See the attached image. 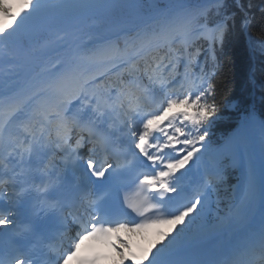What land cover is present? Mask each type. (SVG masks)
I'll return each mask as SVG.
<instances>
[{
    "label": "snow or ice",
    "instance_id": "6c2138e0",
    "mask_svg": "<svg viewBox=\"0 0 264 264\" xmlns=\"http://www.w3.org/2000/svg\"><path fill=\"white\" fill-rule=\"evenodd\" d=\"M224 2L210 0L217 14ZM13 3L18 5V10H13ZM138 7L140 0L130 3L0 0V90L5 65L9 80L16 79L15 71L23 66L21 60L37 44L48 50L63 51L67 57L53 65L47 77L28 82L36 89L31 95L24 97L22 90H17L7 101L0 96V113L6 116L0 124V145L4 129L18 123L28 139L16 144L8 156L22 162L26 156L31 157L34 146H53V138L45 136V131L52 128L54 147L64 154L66 179L71 182L79 179L97 189L94 193L81 189L80 200L86 205L87 215L73 219L77 231L66 253L33 259L14 244L17 251L7 259L0 248V264H101L103 257L95 248L82 257L81 250L88 242L110 249L120 258L119 264H202L187 259L186 253L194 242L205 238L204 213L208 201L200 195L191 196L188 189L193 185L198 186L197 191L210 188L213 180L220 178V169L214 162H219L221 153L214 151L209 141V127L219 108L215 102V85L205 72L206 60L198 61L202 55L199 48L189 49H193L196 39L202 38L215 60L214 49L223 47L227 25L220 22L211 29L200 25L199 17L208 11L205 8L172 18L160 11L149 17L138 16L139 30L133 40L137 55L131 63L124 60L121 48L105 32L117 23L126 22L122 13ZM84 37L98 39L100 46L89 53L80 43ZM118 60L130 63L125 71L133 79L121 84L113 98L111 92L106 95L96 91L97 87H104L103 76L107 73L94 75L90 69L113 64L120 67ZM180 68L183 71H178ZM211 75L215 76V72ZM88 97H91L88 107L95 117L92 123L101 119L118 120L117 131L125 141L117 153L110 154L112 162L106 159L102 165L92 159L95 149L90 150L87 162L80 164L77 150L83 147V137L76 141L75 148L68 149L72 130H84L69 106ZM254 120L250 115L245 127ZM38 125L34 133L32 129ZM260 127L264 131V122ZM88 132V142H95V133L91 129ZM243 143L238 138L229 151L242 158ZM8 170L0 158V202L7 194L2 185L8 181L2 177ZM94 181L103 183L96 185ZM125 181L128 183L121 187ZM56 187L50 182L43 191ZM133 189L134 196L124 195L121 200L122 192ZM257 201L261 209L258 230L241 238L211 264H264V173L260 170L257 175L250 167L238 203L226 221H239ZM49 210L55 216L63 213L57 197L51 199ZM9 215L0 208V229L12 227ZM160 228L168 230L157 233L156 243L142 257H137L120 235Z\"/></svg>",
    "mask_w": 264,
    "mask_h": 264
},
{
    "label": "trees",
    "instance_id": "16d2710c",
    "mask_svg": "<svg viewBox=\"0 0 264 264\" xmlns=\"http://www.w3.org/2000/svg\"><path fill=\"white\" fill-rule=\"evenodd\" d=\"M204 1L207 0H140V7L122 13L126 22L117 23L112 28L137 24L138 16H152L173 3L202 4ZM130 2L128 0L125 3ZM199 9L201 8L193 5L182 11H169L167 18L184 12L196 13ZM205 9L208 11L199 17V24H206L208 29L214 28L220 22L227 25L223 47L214 49L215 60L207 52L208 43L202 38L195 40L191 49H200V58L206 60V74L215 85V102L219 111L209 127V141L215 150L226 143L241 122L248 120L250 115L264 122V0H239V5L237 0H225L219 14L211 5ZM154 24L158 27L156 22ZM134 36L135 34L117 38L116 43L123 55L136 50L133 45ZM98 47L84 46L89 53ZM40 48V44H37L27 55L35 61L41 59L38 55ZM65 56L66 54L55 56V64L63 62ZM212 72H215V76L211 75ZM118 82L116 79L112 81L115 85ZM223 175L224 178L216 188L215 197L219 216L229 210L233 202L232 192L237 184V172L228 165H223ZM208 221L213 223L214 218Z\"/></svg>",
    "mask_w": 264,
    "mask_h": 264
},
{
    "label": "bare ground",
    "instance_id": "6f19581e",
    "mask_svg": "<svg viewBox=\"0 0 264 264\" xmlns=\"http://www.w3.org/2000/svg\"><path fill=\"white\" fill-rule=\"evenodd\" d=\"M122 0H116V2H121ZM16 11V10H14ZM23 63V62H22ZM21 63V64H22ZM39 63L36 64H28L26 67L28 68H39ZM24 66V65H23ZM51 68H47L44 73L40 76L39 80H42L43 78L47 77L49 74V70ZM96 71V70H95ZM183 71V69H182ZM16 79L14 80H9L8 78V71H7V64L5 65V71H4V81L2 85V90H0V96L9 97L11 96L15 91L21 90L22 88H25L27 86V77L25 76V72L19 68L15 71ZM103 75V74H101ZM21 94L26 97L25 93L21 91ZM86 103L85 105H82V103ZM90 100L89 98L83 100L82 102L79 103H74L69 106V111L72 112L73 114L82 112V113H87V114H93L91 111V108L88 107ZM2 116V117H1ZM6 120V116L3 114L0 115V124H2ZM102 124H108L111 125L112 128H118L117 127V122L110 121L108 119H101L100 120ZM9 128H13L12 131L6 132L4 129V134H3V141H2V146L0 147V157H4V153L8 151V148H13L18 144L21 139H19L16 135L18 132V127L19 124H13L8 126ZM6 127V130L8 129ZM243 128V127H242ZM244 132L238 131L234 135H232L228 142L233 144L238 138L244 140L243 147L248 148L249 145L246 144L247 135L244 136ZM262 140H264V133H258L256 134V152H257V157L259 159V163L263 165L264 168V143H262ZM8 158V161H11L9 156H5ZM108 160H111L108 158ZM237 167L242 170V175H243V180L245 181L246 176L248 174L249 168H253L252 166V158H248L246 154L243 155V157H239L237 159ZM254 169V168H253ZM197 179L200 178L199 172H196ZM202 190L207 191V188H204ZM239 200V199H238ZM238 201L236 202V204ZM235 204V205H236ZM264 207V205H262ZM260 205L259 202L257 201L255 205L253 206L252 210L246 214L244 217H242L239 221L236 223H231L228 221H224L220 223L217 227L215 228H205V238L196 241L193 243V247H200L202 245H209L208 250L210 249H219L220 246H226L229 245V249L236 245V243L246 235H253V231H257L260 223H261V215H260ZM243 229H246L247 231H243ZM121 235V234H120ZM133 235V234H132ZM125 240V239H124ZM127 243L132 248L133 253L137 257H142L144 252L150 248L151 246L149 245V242L146 243V240H143L142 242L136 239V237H131L129 240H125ZM92 244V243H90ZM95 244H93L94 246ZM98 249L104 250L102 247L95 245ZM88 248V243L84 246V252L89 253ZM105 251L113 255L114 252H112L110 249L105 248ZM120 261V258L116 256L115 258H111V261L109 264H119L118 262ZM73 263V262H72Z\"/></svg>",
    "mask_w": 264,
    "mask_h": 264
},
{
    "label": "rangeland",
    "instance_id": "374dc122",
    "mask_svg": "<svg viewBox=\"0 0 264 264\" xmlns=\"http://www.w3.org/2000/svg\"><path fill=\"white\" fill-rule=\"evenodd\" d=\"M128 0H122L121 3H125L127 2ZM13 7V10H18V5L13 3L11 5ZM179 15V14H177ZM153 16V15H152ZM137 26H139L138 24H134L132 26H125V27H120L118 29H114V28H110L109 30H107L105 32V36L107 37H115L123 32H126V31H131V30H134ZM203 26V25H202ZM84 42H88V41H98V39H92V38H83ZM198 39H196L197 41ZM69 41L70 43H73V41L71 40V37L69 38ZM80 42L81 44L83 43ZM189 51H191L189 49ZM63 52V51H61ZM59 52H56V51H52V50H48L46 48H40V50L38 51V55L41 59H45V65H44V68L42 70L41 73L39 72H35V68H28L26 67L30 62L29 58L33 59L32 57H27L25 56L22 60H21V63L22 65H24L23 67H21V69L25 72V76L27 77V86H25V88H22V92L25 93L26 95V92L28 91L27 88H29L31 90V92L33 93L36 89L31 86L28 82L29 81H37L39 80L40 76L44 73V71L47 69V68H52L53 65H52V61L54 60V57L58 54ZM136 55H137V51L130 54L129 56H126L125 59H127L128 57H133V59L135 60L136 58ZM49 57V58H48ZM48 58V59H47ZM151 57H149L150 59ZM124 59V60H125ZM126 61V60H125ZM198 61H203L201 59L198 58ZM38 62V61H37ZM36 61H33L32 63H37ZM40 62V61H39ZM119 62V60L117 61V63ZM121 64L120 65H123L124 64V61H121L120 62ZM42 63L40 62L39 63V66L41 65ZM114 65V64H113ZM113 65H109V66H104V67H99V68H95L94 73H97V75H101V74H104V73H107L108 75V78H111L113 75L112 73L117 69L116 65L113 67ZM121 67V66H120ZM118 67V69L120 68ZM110 68H111V71H110ZM183 68H180L178 69V71H182ZM193 71H198L197 69H193ZM206 71V70H205ZM106 76V75H105ZM109 82H107L108 84ZM31 95V94H30ZM5 96V95H4ZM89 100L91 99V97H88ZM8 98H5V101H7ZM82 105H85L86 106V103H82ZM255 118V117H254ZM260 122L255 118L254 120V123L249 126V127H245V124L243 125V123L241 124V127L240 129H238V131H241L243 129L244 131V136L247 135V139L246 140V144L249 145L248 148L246 147H243V152L244 154L247 155L248 158H252V166L253 168L255 169L257 175H259L260 173V170L262 173H264V168H263V165L259 163V159L256 158L257 157V152H256V134L258 133H264V131H262L261 127H260ZM243 127V128H242ZM244 142V140H243ZM231 143L230 142H227L225 145L221 146L220 148H218L217 150H214V151H218L219 153H221L220 157H219V162L216 163L214 162V164L220 169L221 171V168H222V165L223 164H227L229 165L230 167L234 168L237 170L238 172V183H239V192L242 191L243 187H244V183L245 181L243 180V175H242V170H240L238 167H237V159L239 158V156H235L231 151H229V147H230ZM70 145H68V148H69ZM62 156V155H61ZM63 160V159H62ZM81 162H84L85 161L83 159H81ZM238 168V169H237ZM243 186V187H242ZM238 187H236L235 190L239 189ZM212 190V187L208 188V194H210V197L207 198V201L208 203L211 201V195L213 194V191ZM235 190L233 191V205H231L229 208V211L227 213H224V215H222V217H215V225L213 224H210V223H207L208 219H213L214 216H213V211H209L208 209L205 210V213H204V226L205 228H215L217 227L220 223L224 222L226 219V217H228L230 214H231V210L233 209V207L235 206L236 202L238 201L239 199V195H237L238 193L235 192ZM207 192V191H206ZM211 203V202H210ZM217 218V219H216ZM237 221H232L231 223H236ZM168 229L167 228H160V229H152V230H149L147 232H144V233H121L123 239L125 240H129L131 237H136V239H138L139 241H143V240H146L148 243L149 242V245L152 247L155 243H156V240L158 239V236H157V233L159 231H167ZM133 234V235H132ZM119 263V262H118ZM106 264H109V263H106Z\"/></svg>",
    "mask_w": 264,
    "mask_h": 264
},
{
    "label": "water",
    "instance_id": "95a60500",
    "mask_svg": "<svg viewBox=\"0 0 264 264\" xmlns=\"http://www.w3.org/2000/svg\"><path fill=\"white\" fill-rule=\"evenodd\" d=\"M209 4H211L210 0L206 1L202 6H207ZM181 5L188 6V5H192V4L191 3H186V2L173 3V4L168 5L166 8H164L161 12H168V11H170L172 9H181L182 8ZM154 15H156V14H154ZM138 28H139V26H138Z\"/></svg>",
    "mask_w": 264,
    "mask_h": 264
}]
</instances>
